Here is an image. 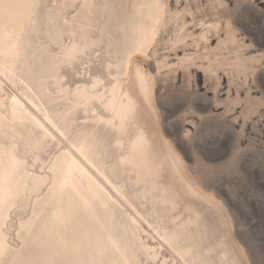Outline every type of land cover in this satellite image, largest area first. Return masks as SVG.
I'll list each match as a JSON object with an SVG mask.
<instances>
[{
	"label": "bare ground",
	"instance_id": "obj_1",
	"mask_svg": "<svg viewBox=\"0 0 264 264\" xmlns=\"http://www.w3.org/2000/svg\"><path fill=\"white\" fill-rule=\"evenodd\" d=\"M5 3L13 7L0 9V264H143L141 255L150 264H168L166 259L157 262L160 250L142 236L147 231L144 222L161 245L168 244L182 257L184 250L194 254V243L182 250L176 247L187 240L188 225L198 220L181 222V213L176 215L178 192L162 180L166 168L179 173L184 162L172 145L168 154L154 145L155 132L132 90L135 81L141 96L151 101L153 76L145 71L149 51L172 20L181 31L175 42L185 43L183 31L195 20L191 9H183L192 15L189 21L181 10L171 12L168 0ZM41 9L43 15L34 16ZM120 11L124 17L118 22L115 15ZM200 24L206 27V21ZM29 26L40 44L27 45ZM207 32L204 28L198 38L209 41ZM105 33H117L121 42L114 43L115 60L108 61L102 73L92 72L89 57L100 56ZM53 44L57 47L51 48ZM76 63L83 65L79 73L90 79L71 87L62 69L75 68ZM161 64L168 65L158 62L159 68ZM9 83L14 90L6 96L2 92ZM54 139L66 145L49 167L51 174L34 172L28 155H36ZM107 146L114 150L111 164ZM47 180L50 191L33 198ZM29 207L32 214L20 218L17 227L19 239L32 243V256L23 258L9 232L13 215L21 216ZM149 216L156 217L155 223ZM196 232L198 228L189 238ZM227 253L223 249L220 258ZM188 264L199 263L191 256Z\"/></svg>",
	"mask_w": 264,
	"mask_h": 264
},
{
	"label": "rangeland",
	"instance_id": "obj_2",
	"mask_svg": "<svg viewBox=\"0 0 264 264\" xmlns=\"http://www.w3.org/2000/svg\"><path fill=\"white\" fill-rule=\"evenodd\" d=\"M168 1L171 12L189 8L197 21L183 31L185 43H176L181 31L172 20L150 49L145 71L153 76L151 101L141 96L135 81L132 90L155 132L154 145L166 154L172 145L184 162L179 173L166 168L162 180L178 192L176 215L181 213V222L198 220L197 225H188L187 240L176 248L182 250L194 243L197 249L194 254L184 250L182 257L168 244L161 245L159 236L145 222L147 231L142 236L160 250L159 263L166 259L168 264H188L192 256L199 264H264V0ZM43 12L41 9L34 16ZM186 12L184 16L192 21ZM120 17H124L122 11L115 15L118 22ZM201 20L206 21V27ZM202 28L208 30L209 41L198 38ZM25 34L27 45L41 43L30 26ZM102 38L100 56L89 57L91 71L96 73L115 60L114 45L121 42L117 33H105ZM56 47L53 44L51 48ZM185 55L192 60L182 62ZM162 61L168 65L159 68ZM82 66L63 67L64 82L73 87L80 80L88 81L87 74L79 73ZM5 89L2 94H10L14 86L9 83ZM65 145L58 139L50 141L36 153L37 160L30 153L34 172L51 174L49 167ZM113 154V146H107L108 164L113 162ZM187 181L193 190L187 188ZM50 188L47 180L33 198L45 196ZM139 209L145 211L141 206ZM31 214L30 207L21 216L14 214L9 232L12 245L20 248L23 258L32 256V243L19 239L17 227L20 218ZM148 219L156 221V217ZM196 228L194 238H189ZM223 249L228 250L224 259L220 258ZM141 257L143 264L152 262L145 255ZM34 261L40 262V258Z\"/></svg>",
	"mask_w": 264,
	"mask_h": 264
},
{
	"label": "snow or ice",
	"instance_id": "obj_3",
	"mask_svg": "<svg viewBox=\"0 0 264 264\" xmlns=\"http://www.w3.org/2000/svg\"><path fill=\"white\" fill-rule=\"evenodd\" d=\"M12 7H13L12 4H10V3H5V0H0V9H10V8H12ZM3 198H4L3 193L0 192V202L3 201Z\"/></svg>",
	"mask_w": 264,
	"mask_h": 264
}]
</instances>
